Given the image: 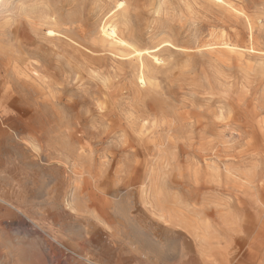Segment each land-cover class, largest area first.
<instances>
[{"label": "rangeland", "instance_id": "obj_1", "mask_svg": "<svg viewBox=\"0 0 264 264\" xmlns=\"http://www.w3.org/2000/svg\"><path fill=\"white\" fill-rule=\"evenodd\" d=\"M224 1L1 0L0 264H264V0ZM113 12L173 46L143 88Z\"/></svg>", "mask_w": 264, "mask_h": 264}, {"label": "bare ground", "instance_id": "obj_2", "mask_svg": "<svg viewBox=\"0 0 264 264\" xmlns=\"http://www.w3.org/2000/svg\"><path fill=\"white\" fill-rule=\"evenodd\" d=\"M209 1H210V3H213L215 5L225 6L228 10H230L233 13L237 12L235 9L232 8V6L229 4V2H226L224 0H209ZM121 4H122V2H118L116 4V6L120 9ZM0 6H1V0H0ZM31 11H33V8ZM120 12H122L120 15L122 20H121V22H118V23L121 25H125L126 22H123V19L127 18L128 14L125 12L124 9L120 10ZM114 13L115 12L108 14L107 18L100 25L99 30H98V43L92 44L91 47L93 49L97 48V46H100L103 48L107 47L108 49H110V52L114 57H117L118 59L121 60V62H119L121 65H123L124 64L123 62H125V61H127L131 65H135L136 69H137L138 85L141 88H143L147 85L149 80L151 78H153L149 74L150 69L152 67H154L155 65H158L162 62V59L159 58V54L163 53L164 51H167L168 50L167 47H173V46L169 42H166V41L160 42L155 47H152L150 49H137V48L131 46L124 39V30L119 29L116 20H114L116 17V15H114ZM51 30H52V28L50 30L48 29L46 31V34L48 37H52L53 35H55L57 33V32L54 33L55 31L53 32V30L52 31ZM250 40H251V38H250ZM225 47H227V46H225ZM92 62H93V60H92ZM89 67H90V65H89ZM146 116H147V114L142 112L141 115H139L137 118L130 121L128 128H127L128 129L127 131H125V132L122 131L123 137H124L126 143L128 141L132 140V135L134 136L133 137L134 140L136 139L139 142L142 140L141 139V132H142V128H143L142 122H144L146 120ZM74 141L80 142L81 138L77 137ZM80 143L82 144V142H80ZM73 150H74V148H73ZM75 152H76V150H75ZM70 155H73V154H70ZM0 203L7 205L8 207H10L11 209L15 210L18 213H22L19 209L15 208L10 202L5 201L4 199L0 198ZM99 203L102 204V206H103L100 214H102V216H106L105 208L107 207L108 201L100 199Z\"/></svg>", "mask_w": 264, "mask_h": 264}]
</instances>
